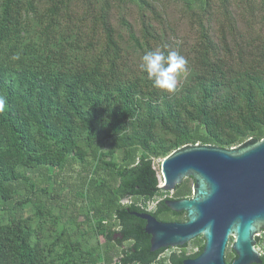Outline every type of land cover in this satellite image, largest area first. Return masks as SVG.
Returning <instances> with one entry per match:
<instances>
[{
  "label": "trees",
  "instance_id": "1",
  "mask_svg": "<svg viewBox=\"0 0 264 264\" xmlns=\"http://www.w3.org/2000/svg\"><path fill=\"white\" fill-rule=\"evenodd\" d=\"M156 48L188 61L174 93ZM0 100V264H183L203 239L165 256L134 213L186 220L148 208L157 159L264 137V0H0Z\"/></svg>",
  "mask_w": 264,
  "mask_h": 264
},
{
  "label": "water",
  "instance_id": "2",
  "mask_svg": "<svg viewBox=\"0 0 264 264\" xmlns=\"http://www.w3.org/2000/svg\"><path fill=\"white\" fill-rule=\"evenodd\" d=\"M159 178L165 191L187 178L194 183L191 197L165 200L171 210L185 212L186 220L164 222L150 212L134 213L146 221L152 251L183 247L202 236V253L183 264H227L232 237L231 264L262 263L257 237L264 230V137L230 148L183 145L161 160Z\"/></svg>",
  "mask_w": 264,
  "mask_h": 264
},
{
  "label": "clouds",
  "instance_id": "3",
  "mask_svg": "<svg viewBox=\"0 0 264 264\" xmlns=\"http://www.w3.org/2000/svg\"><path fill=\"white\" fill-rule=\"evenodd\" d=\"M182 41H176L177 48ZM139 68L152 80L153 86L166 93H174L181 79L188 75V61L178 50L167 53L156 48L146 51L141 57ZM3 100H0V108Z\"/></svg>",
  "mask_w": 264,
  "mask_h": 264
},
{
  "label": "flooded vegetation",
  "instance_id": "4",
  "mask_svg": "<svg viewBox=\"0 0 264 264\" xmlns=\"http://www.w3.org/2000/svg\"><path fill=\"white\" fill-rule=\"evenodd\" d=\"M176 188H177V186H176ZM176 188L174 189V191L176 190ZM174 191H165V190H163V192H164V193H163V194H164V195H163L164 198H168V199H180V198H176V197H175ZM158 202H159V200L156 202L155 206L158 204ZM155 206H154V208H155ZM185 215H186V213H185ZM196 238H202V239H203L202 236H198V237H196ZM196 238H195V239H196ZM258 238H259V239H258ZM262 240H264V230H263L262 233L257 237V241H258L259 243H261ZM203 242H205L204 239H203ZM232 243H233V238H232V237H229L228 248H227V250H226V255H225V260H226V262L230 259L231 256H233V258L236 257L235 254L232 252V249H231V245H232ZM259 243H258V244H259ZM190 244H191V243H190ZM190 244H189L187 247H184L183 250H186L188 253H190V252H189ZM175 250H177V251H181L180 248H175ZM192 251H196V249H194V250H192Z\"/></svg>",
  "mask_w": 264,
  "mask_h": 264
},
{
  "label": "rangeland",
  "instance_id": "5",
  "mask_svg": "<svg viewBox=\"0 0 264 264\" xmlns=\"http://www.w3.org/2000/svg\"><path fill=\"white\" fill-rule=\"evenodd\" d=\"M190 78H191V75L188 73V75H187L186 78H183V79L180 80L179 85H180L181 83L183 84V83L189 82ZM160 164H161V159H157L156 162H155V167L158 169V171H159V175H160ZM191 182H192V180H191ZM163 195H164V194H161V195L157 196L153 201L148 202V208H149V209H153L154 206H155V204H156V202H157V200H159V199H161V198H164ZM91 236H92V235H91ZM91 236H90V240H91V242H93L94 239L91 238ZM261 248H262V247H261ZM194 249H196V246L193 245V244H190L189 252H191V251L194 250ZM174 250H175V248H169L168 250L165 251L164 255H168V253H170V252H172V251H174ZM262 250L264 251V245H263ZM192 252H193V251H192Z\"/></svg>",
  "mask_w": 264,
  "mask_h": 264
},
{
  "label": "crops",
  "instance_id": "6",
  "mask_svg": "<svg viewBox=\"0 0 264 264\" xmlns=\"http://www.w3.org/2000/svg\"><path fill=\"white\" fill-rule=\"evenodd\" d=\"M263 245H264V240H262V242L260 243V245H259V247H262L263 248ZM170 253H168V255H169ZM165 256H167V255H165Z\"/></svg>",
  "mask_w": 264,
  "mask_h": 264
},
{
  "label": "built area",
  "instance_id": "7",
  "mask_svg": "<svg viewBox=\"0 0 264 264\" xmlns=\"http://www.w3.org/2000/svg\"><path fill=\"white\" fill-rule=\"evenodd\" d=\"M261 248V247H260ZM262 249V248H261Z\"/></svg>",
  "mask_w": 264,
  "mask_h": 264
}]
</instances>
